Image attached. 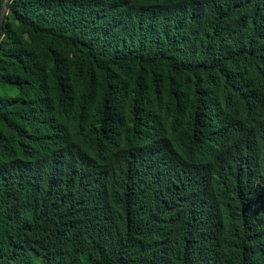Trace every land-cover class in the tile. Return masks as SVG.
Wrapping results in <instances>:
<instances>
[{"label": "trees", "instance_id": "obj_1", "mask_svg": "<svg viewBox=\"0 0 264 264\" xmlns=\"http://www.w3.org/2000/svg\"><path fill=\"white\" fill-rule=\"evenodd\" d=\"M0 264H264V0H8Z\"/></svg>", "mask_w": 264, "mask_h": 264}, {"label": "water", "instance_id": "obj_2", "mask_svg": "<svg viewBox=\"0 0 264 264\" xmlns=\"http://www.w3.org/2000/svg\"><path fill=\"white\" fill-rule=\"evenodd\" d=\"M7 1L8 0L4 1V5H3V8H2V13H1V17H0V28H1V26L4 23V20H5V15H6V12H7Z\"/></svg>", "mask_w": 264, "mask_h": 264}]
</instances>
